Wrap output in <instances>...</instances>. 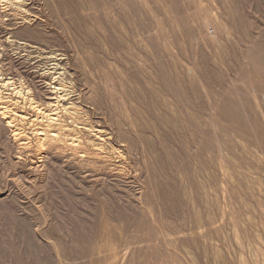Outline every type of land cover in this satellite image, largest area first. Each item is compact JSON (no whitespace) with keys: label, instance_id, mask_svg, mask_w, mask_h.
<instances>
[{"label":"rangeland","instance_id":"374dc122","mask_svg":"<svg viewBox=\"0 0 264 264\" xmlns=\"http://www.w3.org/2000/svg\"><path fill=\"white\" fill-rule=\"evenodd\" d=\"M0 264H264V0H0Z\"/></svg>","mask_w":264,"mask_h":264},{"label":"bare ground","instance_id":"6f19581e","mask_svg":"<svg viewBox=\"0 0 264 264\" xmlns=\"http://www.w3.org/2000/svg\"><path fill=\"white\" fill-rule=\"evenodd\" d=\"M6 111H5V108L4 107H0V114L2 115V116H4V118H5V116H6Z\"/></svg>","mask_w":264,"mask_h":264}]
</instances>
